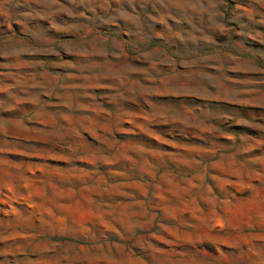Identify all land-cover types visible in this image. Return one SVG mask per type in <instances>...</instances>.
I'll use <instances>...</instances> for the list:
<instances>
[{
    "label": "rangeland",
    "instance_id": "obj_1",
    "mask_svg": "<svg viewBox=\"0 0 264 264\" xmlns=\"http://www.w3.org/2000/svg\"><path fill=\"white\" fill-rule=\"evenodd\" d=\"M0 264H264V0H0Z\"/></svg>",
    "mask_w": 264,
    "mask_h": 264
}]
</instances>
